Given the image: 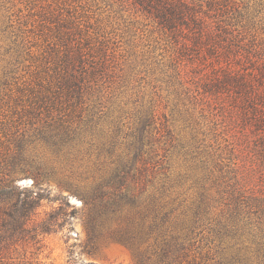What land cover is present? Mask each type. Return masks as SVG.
I'll use <instances>...</instances> for the list:
<instances>
[{"label": "rangeland", "instance_id": "obj_1", "mask_svg": "<svg viewBox=\"0 0 264 264\" xmlns=\"http://www.w3.org/2000/svg\"><path fill=\"white\" fill-rule=\"evenodd\" d=\"M200 1L206 9L208 0ZM222 1L225 19L264 41V0ZM45 12L77 27L104 63L106 82L90 96L100 99L80 106L82 117L66 103H45L36 87L35 58L54 28ZM171 41L132 0H0V81L12 71L0 83V155L17 184L44 194L31 223L35 239L33 231L19 246L26 257L42 264H264V231L233 216L217 186L230 179L234 139L251 187L264 193L263 129L234 111L227 131L220 107L237 108L232 87L195 105L187 85L200 86L212 67L198 68L200 57L191 54L181 77ZM64 120L81 131L54 137L48 124ZM127 158L129 176L119 180L115 163ZM98 178L103 203H85Z\"/></svg>", "mask_w": 264, "mask_h": 264}, {"label": "trees", "instance_id": "obj_2", "mask_svg": "<svg viewBox=\"0 0 264 264\" xmlns=\"http://www.w3.org/2000/svg\"><path fill=\"white\" fill-rule=\"evenodd\" d=\"M132 3L153 17L172 40L176 51L174 61L181 77H185L184 73L189 74L186 63H192L187 59L191 54L200 57L196 60L198 68H201L200 64L211 65V78L202 81L200 86L195 82L187 85L194 91L193 85L200 90L199 94L191 91L195 105L202 104L204 100L210 102L214 95H219L226 87H232L231 97L237 108L234 109V105L232 109L225 105L220 107L227 131L234 129L229 116L235 111L243 120L254 123L257 129H263L264 132V41L248 33V30L235 27L230 19H225L223 16L228 6L222 0H208L206 9L200 0H132ZM43 16L45 21L54 23V28L51 29L53 34H45L47 43L38 50L39 55L35 58L38 61L34 76L36 87L43 91L41 98L45 103H66L71 106L73 114L82 117L83 108L79 107L88 100L100 99L90 96L101 92L106 82L102 81L104 63L91 53L94 50L92 47L86 49L87 44L78 36L77 27L57 21L53 13L45 12ZM223 53L225 58L221 56ZM234 62H238L243 69L235 70ZM3 72L5 79L0 81L1 84L8 82L6 77L12 71L7 67ZM192 75L198 76V72ZM48 128L57 138L65 135L74 137L73 134L81 131L65 120L49 123ZM262 142L263 148H260L259 154L264 159V135ZM230 148L234 154V161L229 167L231 171H228L231 176L226 182L217 184L218 192L226 196L228 209L233 216H245L244 226H255L264 231V193L255 192L251 187L252 171L245 163L237 161L239 154L235 152L237 147L234 139L230 142ZM137 156H141L139 152ZM5 157L0 155V264H42L35 261V256L26 257L19 246L28 241L30 237L27 236L33 231L31 238L35 239V226L31 223L44 194L35 191V188L17 184L15 173L6 170L8 164ZM127 162L128 158L127 161L115 163L119 180L129 176V171L127 173L125 170ZM210 174L213 175L212 172ZM33 175V185L39 184V175ZM98 181L99 178L94 181L92 191L85 195V203H103V193H99V187L103 184ZM252 215L258 220L254 221ZM49 224L45 231L50 230L54 223Z\"/></svg>", "mask_w": 264, "mask_h": 264}]
</instances>
